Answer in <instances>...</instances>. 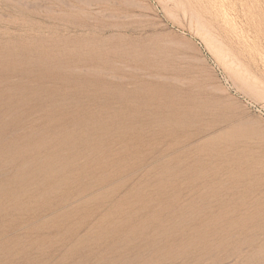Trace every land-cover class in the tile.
<instances>
[{"label":"rangeland","instance_id":"374dc122","mask_svg":"<svg viewBox=\"0 0 264 264\" xmlns=\"http://www.w3.org/2000/svg\"><path fill=\"white\" fill-rule=\"evenodd\" d=\"M0 264H264V0H0Z\"/></svg>","mask_w":264,"mask_h":264},{"label":"bare ground","instance_id":"6f19581e","mask_svg":"<svg viewBox=\"0 0 264 264\" xmlns=\"http://www.w3.org/2000/svg\"><path fill=\"white\" fill-rule=\"evenodd\" d=\"M200 30V29H199Z\"/></svg>","mask_w":264,"mask_h":264}]
</instances>
